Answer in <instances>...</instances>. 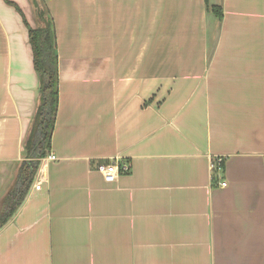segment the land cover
<instances>
[{"label": "crops", "instance_id": "crops-1", "mask_svg": "<svg viewBox=\"0 0 264 264\" xmlns=\"http://www.w3.org/2000/svg\"><path fill=\"white\" fill-rule=\"evenodd\" d=\"M208 2L221 18L204 0H40L57 159L0 228V264H264V0ZM38 87L22 16L0 0V198ZM115 158L130 169L108 182L96 167Z\"/></svg>", "mask_w": 264, "mask_h": 264}, {"label": "trees", "instance_id": "trees-1", "mask_svg": "<svg viewBox=\"0 0 264 264\" xmlns=\"http://www.w3.org/2000/svg\"><path fill=\"white\" fill-rule=\"evenodd\" d=\"M4 1L20 13L27 28L28 41L32 51V64L38 76L39 87L35 113L29 133L24 141L25 158L19 164L12 185L0 198V228L25 199L27 191L34 181L41 158L45 157L50 150L58 105L56 40L48 10L46 7L37 9L36 6L38 23L32 27L26 21L18 4L12 0ZM204 1L206 7L221 18L220 7L210 5L208 0Z\"/></svg>", "mask_w": 264, "mask_h": 264}, {"label": "built area", "instance_id": "built-area-1", "mask_svg": "<svg viewBox=\"0 0 264 264\" xmlns=\"http://www.w3.org/2000/svg\"><path fill=\"white\" fill-rule=\"evenodd\" d=\"M57 159V156L52 153L49 152L47 153V155L43 158H41V162L43 165L47 164L48 162L51 161H55ZM224 163V159L222 156H213L210 158V170L212 172L215 171H221L222 165ZM97 170L98 172H100L103 176V178L108 181V182H113L117 179V177L124 172H127L130 169V164L129 163H122L120 162V160L118 159H113L111 161H107V162H101L99 164H97ZM44 179L43 174L37 177V181H35L34 183V188L35 189H39L42 180ZM226 182L225 181H221L220 182V186L224 187L226 186Z\"/></svg>", "mask_w": 264, "mask_h": 264}, {"label": "rangeland", "instance_id": "rangeland-1", "mask_svg": "<svg viewBox=\"0 0 264 264\" xmlns=\"http://www.w3.org/2000/svg\"><path fill=\"white\" fill-rule=\"evenodd\" d=\"M20 2L22 5H20L19 3L20 6H18L20 7L26 21L29 23L30 26L35 27L38 23L36 16V6L38 7L37 9H40V0H21ZM34 18L36 21L34 20Z\"/></svg>", "mask_w": 264, "mask_h": 264}]
</instances>
